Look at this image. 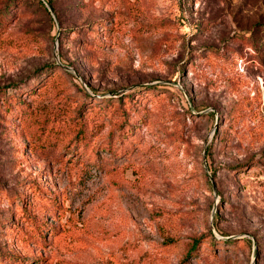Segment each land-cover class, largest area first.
Wrapping results in <instances>:
<instances>
[{"label": "rangeland", "instance_id": "obj_1", "mask_svg": "<svg viewBox=\"0 0 264 264\" xmlns=\"http://www.w3.org/2000/svg\"><path fill=\"white\" fill-rule=\"evenodd\" d=\"M50 1L0 0V264H264V0Z\"/></svg>", "mask_w": 264, "mask_h": 264}, {"label": "trees", "instance_id": "obj_2", "mask_svg": "<svg viewBox=\"0 0 264 264\" xmlns=\"http://www.w3.org/2000/svg\"><path fill=\"white\" fill-rule=\"evenodd\" d=\"M47 2H48V4L50 5V6H52V3H51V1L50 0H47ZM38 3L41 5V6H43L44 8H45V5H44V3L42 2V0H38ZM53 8V7H52ZM260 45V47L261 48H264V40H263V42L262 43H260L259 44ZM197 242L198 241H194L193 243H192V248H194L196 245L195 244H197Z\"/></svg>", "mask_w": 264, "mask_h": 264}, {"label": "water", "instance_id": "obj_3", "mask_svg": "<svg viewBox=\"0 0 264 264\" xmlns=\"http://www.w3.org/2000/svg\"><path fill=\"white\" fill-rule=\"evenodd\" d=\"M212 186H213V188H215V186H214L213 182H212ZM215 194H217V193H216V191H215Z\"/></svg>", "mask_w": 264, "mask_h": 264}]
</instances>
